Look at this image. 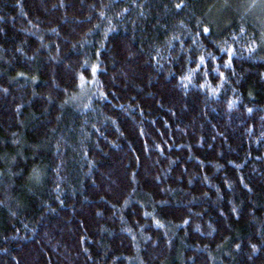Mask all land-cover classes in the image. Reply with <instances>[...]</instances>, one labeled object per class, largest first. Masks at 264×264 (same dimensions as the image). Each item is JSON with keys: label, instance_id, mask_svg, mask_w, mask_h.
Here are the masks:
<instances>
[{"label": "trees", "instance_id": "16d2710c", "mask_svg": "<svg viewBox=\"0 0 264 264\" xmlns=\"http://www.w3.org/2000/svg\"><path fill=\"white\" fill-rule=\"evenodd\" d=\"M0 264H264V0H0Z\"/></svg>", "mask_w": 264, "mask_h": 264}, {"label": "snow or ice", "instance_id": "6c2138e0", "mask_svg": "<svg viewBox=\"0 0 264 264\" xmlns=\"http://www.w3.org/2000/svg\"><path fill=\"white\" fill-rule=\"evenodd\" d=\"M205 31H207V29H205Z\"/></svg>", "mask_w": 264, "mask_h": 264}]
</instances>
